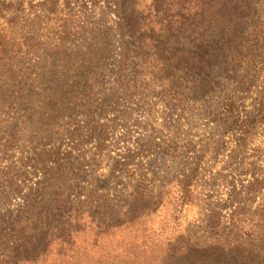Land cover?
Wrapping results in <instances>:
<instances>
[{
    "label": "rangeland",
    "instance_id": "374dc122",
    "mask_svg": "<svg viewBox=\"0 0 264 264\" xmlns=\"http://www.w3.org/2000/svg\"><path fill=\"white\" fill-rule=\"evenodd\" d=\"M168 2V23L177 26V34L202 8L193 5L194 0ZM148 3L142 5L143 21L159 40L165 27L147 23ZM238 6L242 9H230V20L223 23L232 28L226 29L218 69L226 74L227 88L250 86L241 109L248 120L264 98V0ZM116 21L103 0H5L0 5L3 264H156L171 243L185 244L188 235L202 239L222 231L229 223L232 195L238 191L234 188L255 178L264 181L262 116L242 130L230 119L176 117L168 97L151 83L153 73L143 82L119 83L106 43L108 28L116 30ZM113 34V56L118 59L121 46L116 31ZM172 41L171 48L177 45ZM158 57L148 41L143 71L161 72ZM176 59L171 73L185 66ZM184 106L189 109L192 103ZM172 139L191 149L195 145L203 154L193 204L176 212V187L171 185L169 196L160 199L158 211L144 226L112 228L115 217L130 215L127 205L135 184L129 177L133 165L125 171L120 163L133 156L140 172L149 177L170 175L176 164L170 154ZM56 169L63 174L46 187L45 179ZM43 183L48 192L31 214L44 221L37 228L41 245L30 263L15 257L12 247L21 239L23 225L11 222ZM92 190L103 194L94 204L98 214H91ZM75 211L81 215L78 220L71 216Z\"/></svg>",
    "mask_w": 264,
    "mask_h": 264
},
{
    "label": "trees",
    "instance_id": "16d2710c",
    "mask_svg": "<svg viewBox=\"0 0 264 264\" xmlns=\"http://www.w3.org/2000/svg\"><path fill=\"white\" fill-rule=\"evenodd\" d=\"M103 1L112 8L117 17L116 30L108 28L106 43L110 46L107 52L110 53V57L118 68L119 83L143 82L153 73V79L150 81L168 97L171 102L169 105L173 111L171 115L189 118L193 115H202L211 121L230 119L241 130L243 125L253 122V118L257 121V116H262V123L264 122V98H262L263 105L261 104L256 108V112H253L254 117L248 120L244 119L241 110L242 99L246 98L251 91L250 86L227 88L224 85L227 80L226 74L223 71L221 73L218 69L221 64L219 54L223 43L226 42L227 34H229L226 29L232 28L230 24L227 26L223 24L224 21L229 22L230 20L229 10L242 9L238 5H251L253 0H194L193 5H202L198 18L192 20L186 28L182 27L178 34L174 33L177 26L175 24L173 26L171 20L168 23L171 6L168 0H149L150 14L148 18L151 21L147 22L145 19L146 22L154 23L157 26H161V23L165 27V30L160 29L162 35L159 40L154 38L153 31L143 21L145 15L142 5L145 0ZM4 2L5 0H0V5ZM94 2H99V0H94ZM114 31L119 36L121 46L118 59H114L113 56ZM148 41L151 50H155V54L159 56L157 60L163 65L161 72H144L141 67L146 65L144 50ZM171 41L173 44H177L173 48L170 46ZM173 58L176 61V58H179V62L185 66L178 72L171 73ZM137 66L141 67L140 71L136 70ZM127 73L131 75L129 78H127ZM134 87L136 86L131 85V88ZM188 101L192 103L189 109L184 106ZM195 110H199L201 113L196 114ZM171 143L173 147L170 154L176 164L170 175L149 177L146 173L140 172L139 163H135L133 156L127 157L126 162L120 163L121 166H124L121 169L125 171L127 168L125 166L133 165L134 168L129 177L135 184L131 187L133 196L127 205L130 215L123 219L115 217V222L110 224L112 228L144 226L145 219L156 213L160 201L169 196L171 185L176 187L175 194L172 195V200L176 203L174 207L176 212L193 204V186L200 168L197 164L203 154L196 150L195 145L191 149L184 145H178V141L174 143V139L171 140ZM67 168L70 167H63V169ZM61 170L56 169L50 173L44 181L45 183L47 180L46 187L51 182L58 181V178L63 174ZM254 180L247 184L243 183L239 189L234 188V191H238L232 195L229 205L231 208L229 223L223 225L222 231L211 232L210 235L204 236L202 239L195 235H188L185 244L173 242L167 246L169 248L166 253L160 257L156 264H264V195H262L264 181L257 178ZM44 183L37 189L36 197L31 199L27 203L28 205L22 207L11 222L17 227L23 225L18 234L21 239L17 237L18 240L13 243L15 246L12 247V250L16 252V258H22L25 262L31 263L40 250L41 244L38 240L40 235L37 228L42 227L44 221L39 215L31 214L42 203L48 192L44 190ZM94 191H91V214H98L99 212L93 208H95L94 204L103 197V194L94 193ZM154 198L159 201L153 203ZM143 201H147L144 207ZM136 207L138 208L136 209ZM75 213L78 214L75 211L71 216H75V220H78L81 215ZM20 242L22 243L20 244ZM4 259L5 257L0 255V264H3Z\"/></svg>",
    "mask_w": 264,
    "mask_h": 264
}]
</instances>
